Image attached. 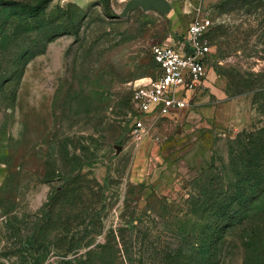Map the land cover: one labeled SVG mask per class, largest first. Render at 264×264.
I'll return each instance as SVG.
<instances>
[{"label": "rangeland", "instance_id": "obj_1", "mask_svg": "<svg viewBox=\"0 0 264 264\" xmlns=\"http://www.w3.org/2000/svg\"><path fill=\"white\" fill-rule=\"evenodd\" d=\"M41 1L0 0V264L33 263L22 245L64 169L79 168L93 191L107 180L106 229L137 225L124 264L127 255L158 264L153 249L176 227L192 229L190 195L226 184L236 136L264 128V0H170L166 17L136 9L124 18L129 0L25 7ZM197 18L211 21L207 77L185 91V108L144 117V134L132 136L129 86L156 75L151 47L182 43ZM255 208L249 223L262 237L264 196ZM248 229L227 235L237 247L223 264L251 263L237 239L246 243ZM62 230L42 264L64 261L53 237Z\"/></svg>", "mask_w": 264, "mask_h": 264}, {"label": "trees", "instance_id": "obj_2", "mask_svg": "<svg viewBox=\"0 0 264 264\" xmlns=\"http://www.w3.org/2000/svg\"><path fill=\"white\" fill-rule=\"evenodd\" d=\"M50 1L42 0L36 7H25L42 11ZM234 146L224 167L229 168L227 183L218 185L217 181H211L209 186L196 189L190 195L186 215L193 224L192 229L176 227L172 242L153 249L159 256L158 264H223L230 250L237 247L226 243L229 233L242 232L247 226L250 230L246 243L240 236L237 238L240 246L248 253L250 264H264V236L260 237L258 227L252 229L249 223L255 204L264 196V128L242 131L236 136ZM93 182L96 191L88 187L90 182L84 180L80 168L69 172L64 169L62 184L48 197L34 224L36 232L22 245L24 251L37 254L32 264H42L50 249L51 234L60 226L62 232L53 237L63 239V244L57 247L62 250V264H124L123 254L133 249L131 230L137 225L128 221L106 229L107 180L103 184ZM206 211L213 212L210 221L201 217ZM128 231L131 232L126 236ZM127 258L133 264L134 260L128 255Z\"/></svg>", "mask_w": 264, "mask_h": 264}, {"label": "built area", "instance_id": "obj_3", "mask_svg": "<svg viewBox=\"0 0 264 264\" xmlns=\"http://www.w3.org/2000/svg\"><path fill=\"white\" fill-rule=\"evenodd\" d=\"M210 27L209 19L197 18L189 24L182 43L151 47L156 75L129 86V101L135 112L132 136L139 138L144 134V117H164L173 110L186 107L185 91L193 88L195 81L207 77L205 62L210 47L205 37Z\"/></svg>", "mask_w": 264, "mask_h": 264}, {"label": "water", "instance_id": "obj_4", "mask_svg": "<svg viewBox=\"0 0 264 264\" xmlns=\"http://www.w3.org/2000/svg\"><path fill=\"white\" fill-rule=\"evenodd\" d=\"M136 9L166 17L171 13L173 6L170 0H129L123 7L119 17L124 18L129 12Z\"/></svg>", "mask_w": 264, "mask_h": 264}]
</instances>
